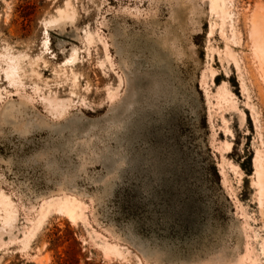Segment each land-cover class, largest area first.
<instances>
[{
	"label": "rangeland",
	"instance_id": "obj_1",
	"mask_svg": "<svg viewBox=\"0 0 264 264\" xmlns=\"http://www.w3.org/2000/svg\"><path fill=\"white\" fill-rule=\"evenodd\" d=\"M225 1L0 0V264H264V0Z\"/></svg>",
	"mask_w": 264,
	"mask_h": 264
},
{
	"label": "bare ground",
	"instance_id": "obj_2",
	"mask_svg": "<svg viewBox=\"0 0 264 264\" xmlns=\"http://www.w3.org/2000/svg\"><path fill=\"white\" fill-rule=\"evenodd\" d=\"M211 1H212V4H213L214 9L215 8L218 9L219 7H221L222 10H223V12L226 13V10H225V3H226V1L225 0H211ZM65 16H66L65 15V10L64 9L60 10V17L56 21L57 22H60L61 20H63L65 18ZM54 21H55V19H54ZM213 28L214 27H212V30H213ZM220 30L222 32L221 33L222 36L225 37V33H224L223 28H221ZM235 33H236L235 30H232L233 38L236 37L235 36L236 35ZM251 37H252V40H253L252 41L253 53H254L255 57L258 59L260 68L264 71V18H263L262 15L253 17V19H252ZM227 52H228V54L230 56L234 57L232 51L229 48H227ZM74 59H75V56H73L71 59H68V60H72L73 61ZM16 71H17V66L11 65L10 66V70H9V75L14 77L15 74H16ZM151 80H152V78H151ZM153 80H155V79H153ZM162 82H163V80H162ZM160 84H162V83H160ZM152 85L154 86L153 83H152ZM157 85H159V83ZM162 85H164V84H162ZM159 86H161V85H159ZM150 87H152V86H150ZM148 88H149V86H148ZM160 88H162V87H160ZM161 90L158 91V93H160ZM156 91H157V89H156ZM149 92H150V90H149ZM152 93H154V92H152ZM257 183H258V186L260 188V192L263 193L264 192V164L263 163H260L259 164V168L257 169ZM77 204L75 202L66 200V201H64V202H62V203H60L58 205L59 206L58 207V210H60L61 213L66 214V216L69 217L70 219L71 218L73 219L76 216ZM12 219H13L12 212L11 211H7L6 212V216L3 218L5 224L6 223L7 224L10 223L12 221Z\"/></svg>",
	"mask_w": 264,
	"mask_h": 264
}]
</instances>
